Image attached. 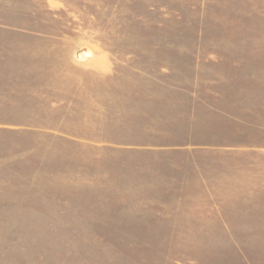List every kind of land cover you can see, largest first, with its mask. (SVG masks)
Segmentation results:
<instances>
[{
	"label": "rangeland",
	"instance_id": "rangeland-1",
	"mask_svg": "<svg viewBox=\"0 0 264 264\" xmlns=\"http://www.w3.org/2000/svg\"><path fill=\"white\" fill-rule=\"evenodd\" d=\"M0 264H264V0H0Z\"/></svg>",
	"mask_w": 264,
	"mask_h": 264
}]
</instances>
